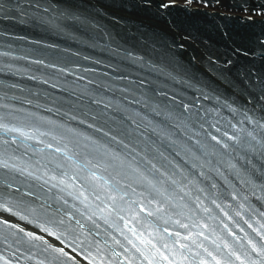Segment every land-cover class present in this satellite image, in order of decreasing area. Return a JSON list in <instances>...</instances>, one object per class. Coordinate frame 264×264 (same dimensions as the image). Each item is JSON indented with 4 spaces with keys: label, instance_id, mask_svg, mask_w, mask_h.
Returning a JSON list of instances; mask_svg holds the SVG:
<instances>
[{
    "label": "snow or ice",
    "instance_id": "1",
    "mask_svg": "<svg viewBox=\"0 0 264 264\" xmlns=\"http://www.w3.org/2000/svg\"><path fill=\"white\" fill-rule=\"evenodd\" d=\"M151 3L145 0V6ZM192 3L184 0L185 7ZM177 6L176 0L158 4L161 11ZM241 9L249 11L245 3ZM59 15L81 21L71 4ZM232 54L247 59L250 51L238 46ZM3 56L12 54L0 51ZM126 56L140 68L176 79L143 55ZM160 59H167L166 51ZM232 63L223 61L226 68ZM237 75L225 81L243 98L239 107L206 93L203 99H214L216 107L177 104L141 79L140 98L132 103L163 117L156 122L140 112L112 115L124 108L89 95L82 115L93 122L69 119L99 135L34 113L20 115L22 109L0 96V211L43 233L0 216V244L17 264V253L33 264H264V210L250 202L264 205V74ZM91 105L98 106L95 112ZM18 245L27 246V254ZM0 264L12 260L0 252Z\"/></svg>",
    "mask_w": 264,
    "mask_h": 264
},
{
    "label": "bare ground",
    "instance_id": "2",
    "mask_svg": "<svg viewBox=\"0 0 264 264\" xmlns=\"http://www.w3.org/2000/svg\"><path fill=\"white\" fill-rule=\"evenodd\" d=\"M154 1L157 6L160 3V0H152ZM226 0H216L215 3H207L202 0H193V3L187 7L184 6V0H176V4L178 6H182L184 9H188L186 11H201V12H209L211 14H223L229 18H237V19H244L248 20L247 18L249 16L252 17L253 20H259V19H264V9H252L250 7H247L249 11L245 12L241 9V7H229L225 5ZM248 1H253V0H248ZM175 37L178 40L181 38L180 32L175 30ZM218 35V37L215 39L213 36ZM206 36L208 38H211L214 40L218 39H223L225 37L219 35L217 32L213 33H206ZM194 55L198 60L202 57L203 55V50L200 49V47L197 45L194 48Z\"/></svg>",
    "mask_w": 264,
    "mask_h": 264
},
{
    "label": "rangeland",
    "instance_id": "3",
    "mask_svg": "<svg viewBox=\"0 0 264 264\" xmlns=\"http://www.w3.org/2000/svg\"><path fill=\"white\" fill-rule=\"evenodd\" d=\"M0 216L5 217V218H7V219L14 220V221H16V222H19V223H21L22 225H24V226H26V227H28V228H30V229H33V230H36V231L39 232V230L35 229L34 227H32V226H30V225H28V224H26V223H24V222L18 221L17 219L11 217L9 214H5V213H3V212H0ZM42 234H43V233H42ZM48 239H50V240H51L52 242H54V243L59 244L58 241H55V239H53V238H51V237H48ZM67 250H68V249H67Z\"/></svg>",
    "mask_w": 264,
    "mask_h": 264
}]
</instances>
